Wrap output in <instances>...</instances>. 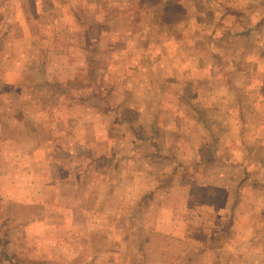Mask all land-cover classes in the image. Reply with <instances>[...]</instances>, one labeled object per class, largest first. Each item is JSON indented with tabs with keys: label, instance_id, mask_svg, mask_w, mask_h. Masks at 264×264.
I'll use <instances>...</instances> for the list:
<instances>
[{
	"label": "rangeland",
	"instance_id": "obj_1",
	"mask_svg": "<svg viewBox=\"0 0 264 264\" xmlns=\"http://www.w3.org/2000/svg\"><path fill=\"white\" fill-rule=\"evenodd\" d=\"M0 115V264H264V0H0Z\"/></svg>",
	"mask_w": 264,
	"mask_h": 264
},
{
	"label": "crops",
	"instance_id": "obj_2",
	"mask_svg": "<svg viewBox=\"0 0 264 264\" xmlns=\"http://www.w3.org/2000/svg\"><path fill=\"white\" fill-rule=\"evenodd\" d=\"M49 1H51V0H49ZM83 13L86 16V12L84 11ZM35 16L37 18H39V19L44 17V15L42 13H38ZM83 17H84V15H83ZM76 19H77V15L73 17V20L69 19L68 21L69 22H73ZM84 21H86V19ZM52 32H53L52 38H54L55 36H59V34H60V31H58V30H53ZM102 32H103V30H101V34H102ZM95 33H94V35H95V37H97L98 33H97V35ZM0 116H3V115H0ZM20 126L17 128V133L18 134L15 135L12 140H10V144L12 143V145H14L13 148H11V147L7 148V146L5 145L3 140H2V143L0 144V159H1L0 162L3 163L2 171L5 170L6 161L8 163H11V161H13L12 162L13 165H16V164L19 165L20 164V160L23 159V154H24L23 153V146H24L23 142H25V141H23L22 134H21L22 128ZM6 150H7V152H6ZM11 159H13V160H11ZM4 173L5 172L1 173V171H0V174H2V175H0V210H1V208H3L2 206H4V203H6V197L10 196V195L7 196V192L5 191V188H4L6 182H9V183L13 182L15 184L16 181L21 180L20 176H18V177L13 176V177H10V178L7 179V178H5ZM15 195L16 194L14 193L13 196H15ZM3 212H4L3 210L0 211V213H3ZM230 222L232 224L233 220H231ZM2 224H4V226L6 225V223H3L2 221H0V225H2ZM14 224L16 226V224H18V223L14 222ZM19 228H21V227H19ZM165 253L166 252L164 250L161 251V254H165ZM3 261L7 262V258H4V259L1 260V262H3Z\"/></svg>",
	"mask_w": 264,
	"mask_h": 264
}]
</instances>
